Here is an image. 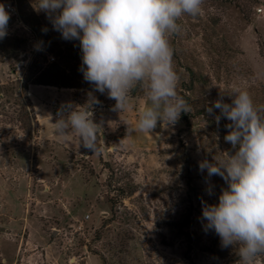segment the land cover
Instances as JSON below:
<instances>
[{"label":"rangeland","instance_id":"1","mask_svg":"<svg viewBox=\"0 0 264 264\" xmlns=\"http://www.w3.org/2000/svg\"><path fill=\"white\" fill-rule=\"evenodd\" d=\"M12 1L17 13L0 39V264H239L236 248L205 230L203 205L227 185L199 162L235 151L224 140L231 122L207 112L216 100L230 104L243 87L264 106V0H204L200 16L181 17L170 42L190 111L129 136L145 90L113 110L83 77L79 40L63 39L35 0ZM58 72L72 87L55 85ZM92 98L95 153L76 133L54 136L52 124L56 109Z\"/></svg>","mask_w":264,"mask_h":264},{"label":"clouds","instance_id":"2","mask_svg":"<svg viewBox=\"0 0 264 264\" xmlns=\"http://www.w3.org/2000/svg\"><path fill=\"white\" fill-rule=\"evenodd\" d=\"M204 0H35L34 10L43 11L54 30L65 40H79L81 71L96 91L107 92L119 113L131 106L138 87L145 90L146 103L138 112L135 127L150 134L158 122L174 125L182 112H189L188 101L179 94L180 77L175 70L174 48L170 37L182 30L181 17H198ZM10 13L0 3V39L8 34ZM232 102L223 97L207 108L220 110L231 123L224 140L234 153L199 162L207 177H221L227 187L221 189L217 204L204 203L205 230H214L223 247L233 246L239 264H256L264 256V106H257L250 92L234 87ZM92 103L58 110L53 135L79 136L83 147L98 149L101 125L93 120ZM65 111L67 114L65 115ZM208 194H212L211 186Z\"/></svg>","mask_w":264,"mask_h":264},{"label":"trees","instance_id":"3","mask_svg":"<svg viewBox=\"0 0 264 264\" xmlns=\"http://www.w3.org/2000/svg\"><path fill=\"white\" fill-rule=\"evenodd\" d=\"M34 18V20H35V22H37V24L36 25H38V17H36L35 15H33L31 18H30V21L32 20ZM34 23H32V26L34 27ZM35 25V26H36ZM35 29V28H34ZM1 46V45H0ZM10 51V50H9ZM58 75H60L59 77H61L60 78V81H56V84L55 85H60V86H64V87H72L71 85H72V83L70 82L71 80L69 79V78H65V76H64V74L63 73H61V72H58ZM42 79V78H41ZM39 80V82L40 81H42V80ZM40 83H43V82H40ZM39 83V84H40ZM46 84H50V83H46ZM54 83H52L51 85H53ZM94 107V106H93Z\"/></svg>","mask_w":264,"mask_h":264},{"label":"built area","instance_id":"4","mask_svg":"<svg viewBox=\"0 0 264 264\" xmlns=\"http://www.w3.org/2000/svg\"><path fill=\"white\" fill-rule=\"evenodd\" d=\"M2 4L5 5L6 10L10 13V17H13L16 15L17 10L15 5L13 4L12 0H2ZM257 12H262V8L258 7ZM56 118H58V110L56 109L55 115Z\"/></svg>","mask_w":264,"mask_h":264},{"label":"crops","instance_id":"5","mask_svg":"<svg viewBox=\"0 0 264 264\" xmlns=\"http://www.w3.org/2000/svg\"><path fill=\"white\" fill-rule=\"evenodd\" d=\"M35 115H36L35 121H37L38 123H41L44 117L40 115V112L38 110L35 111Z\"/></svg>","mask_w":264,"mask_h":264},{"label":"water","instance_id":"6","mask_svg":"<svg viewBox=\"0 0 264 264\" xmlns=\"http://www.w3.org/2000/svg\"><path fill=\"white\" fill-rule=\"evenodd\" d=\"M62 109H66V107H63Z\"/></svg>","mask_w":264,"mask_h":264}]
</instances>
